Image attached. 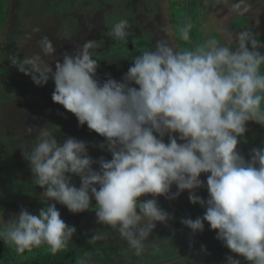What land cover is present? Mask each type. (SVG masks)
I'll return each instance as SVG.
<instances>
[{
  "label": "clouds",
  "instance_id": "9594fccd",
  "mask_svg": "<svg viewBox=\"0 0 264 264\" xmlns=\"http://www.w3.org/2000/svg\"><path fill=\"white\" fill-rule=\"evenodd\" d=\"M192 27L185 22L179 28L181 40L190 42ZM133 35L127 19L111 29L120 42ZM237 40L231 46L210 37L182 50L158 40L131 58L119 80L110 73L99 77L92 40L64 52L54 69L40 54L13 61L36 86L52 81L53 103L101 141L58 140L46 125L34 126L35 143L21 150L45 206L37 214L24 207L13 213L0 228V241L21 255L42 246L53 255L64 250L77 229L61 218L59 204L72 214L94 208L96 223L118 232L139 256L157 225L175 220L160 198L175 201L187 192L203 209L195 219H180L191 236L207 223L229 250L222 264H264V141L247 156L239 147L248 142L249 123L264 128V41L251 30ZM39 47L44 56L57 51L47 36ZM90 148L110 159L94 158ZM105 238L93 232L87 243ZM201 251L207 254L205 245Z\"/></svg>",
  "mask_w": 264,
  "mask_h": 264
},
{
  "label": "rangeland",
  "instance_id": "374dc122",
  "mask_svg": "<svg viewBox=\"0 0 264 264\" xmlns=\"http://www.w3.org/2000/svg\"><path fill=\"white\" fill-rule=\"evenodd\" d=\"M196 1L194 18L190 20L192 29L197 31L195 47L203 45L210 37L221 44L237 46V36L245 30L255 32L264 41V0ZM188 6L187 0H8V17L0 28V197L9 201L44 203L41 200H46L41 193L43 190L32 182L21 150L22 146L28 149L35 143L34 126L46 125L58 140L70 135L88 142L101 141L86 125L79 127L73 114L53 103L52 81L43 87L36 86L29 76L18 71L13 61L18 63L19 58L40 54L54 69L55 61L61 59L64 52L92 40L96 44L89 51L93 58L100 60L99 77L103 79L105 73H110L119 80L127 72L131 58L153 48L158 40H167L178 50L184 49L182 44L187 42L176 38L171 21L179 14L187 17ZM121 19L129 21L134 33L127 43L111 36V29ZM179 22L183 23L181 18ZM45 36L57 49L53 56H44L40 50L39 41ZM261 71L264 72V66ZM248 129V142L239 146L245 156L264 141V128L249 123ZM89 152L94 158L105 155L110 159L98 149L90 148ZM74 182L79 186L78 178ZM199 194L207 197L205 189ZM159 202L174 214L175 220L180 209L203 212L199 205L189 202L187 192L175 201L161 197ZM92 204L94 207V200ZM44 206L26 204L0 210V228L21 207L37 214ZM56 206L61 218L77 229L73 240L62 250L71 254L72 264H222L225 255L230 254L220 241L191 236L189 229L177 227L174 220L167 227L158 224L150 240L145 242L143 253L137 256L118 232L96 223L94 208L72 214L64 206ZM93 232H103L106 238L89 245L87 240ZM201 245L206 246L207 254L201 251ZM12 248L19 258L30 257L41 249L21 255L14 246Z\"/></svg>",
  "mask_w": 264,
  "mask_h": 264
},
{
  "label": "trees",
  "instance_id": "16d2710c",
  "mask_svg": "<svg viewBox=\"0 0 264 264\" xmlns=\"http://www.w3.org/2000/svg\"><path fill=\"white\" fill-rule=\"evenodd\" d=\"M188 7H187V17L184 14H179V16H175L171 21L176 29V38L180 39L179 37V28L185 23L186 21L190 22L193 17V13L196 11V0H187ZM8 0H0V28L2 24L8 17ZM174 16V15H173ZM184 16V17H183ZM182 19L183 23H180L179 20ZM197 35L196 29H191L190 32V42L186 44H182L184 49L192 48L194 46V38ZM181 40V39H180ZM36 205V204H44L41 202H28V201H9L5 200L4 198L0 197V210H6L9 207H20L22 205ZM181 211L178 212L177 218L175 220V225L179 228H185L181 223V217H188L195 219L197 216H201L203 212L192 211L190 208L180 209ZM183 211V212H182ZM216 233L214 231L209 230V226L207 223L205 224V231L203 233L196 234L197 237L202 238L206 241H214ZM0 264H72L71 261V254L67 251H60L59 253L53 255L48 250V248L41 247L40 251L36 254H33L27 258H19L14 254L12 246L9 244L3 243L0 241ZM242 264H247V262L242 260Z\"/></svg>",
  "mask_w": 264,
  "mask_h": 264
}]
</instances>
